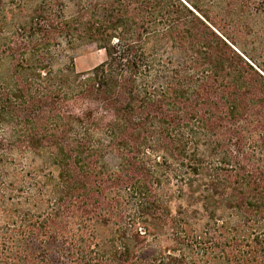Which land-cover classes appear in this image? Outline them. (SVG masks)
I'll return each instance as SVG.
<instances>
[{
    "label": "trees",
    "instance_id": "trees-1",
    "mask_svg": "<svg viewBox=\"0 0 264 264\" xmlns=\"http://www.w3.org/2000/svg\"><path fill=\"white\" fill-rule=\"evenodd\" d=\"M50 253L264 264V0H0V264Z\"/></svg>",
    "mask_w": 264,
    "mask_h": 264
},
{
    "label": "rangeland",
    "instance_id": "rangeland-1",
    "mask_svg": "<svg viewBox=\"0 0 264 264\" xmlns=\"http://www.w3.org/2000/svg\"><path fill=\"white\" fill-rule=\"evenodd\" d=\"M73 60V65L76 73H86L99 64L105 59L103 51L98 50L94 45H82L69 51L67 54ZM62 68V66L58 67ZM7 132L9 129L6 130ZM108 168L112 169L117 164V159L113 155H109L105 159ZM49 264H64L62 259L58 258L54 253L49 254Z\"/></svg>",
    "mask_w": 264,
    "mask_h": 264
}]
</instances>
